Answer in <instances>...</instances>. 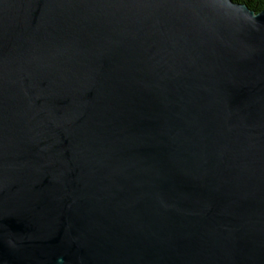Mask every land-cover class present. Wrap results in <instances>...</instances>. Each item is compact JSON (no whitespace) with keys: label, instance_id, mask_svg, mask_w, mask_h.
<instances>
[{"label":"water","instance_id":"water-1","mask_svg":"<svg viewBox=\"0 0 264 264\" xmlns=\"http://www.w3.org/2000/svg\"><path fill=\"white\" fill-rule=\"evenodd\" d=\"M0 264H264V11L0 0Z\"/></svg>","mask_w":264,"mask_h":264},{"label":"trees","instance_id":"trees-1","mask_svg":"<svg viewBox=\"0 0 264 264\" xmlns=\"http://www.w3.org/2000/svg\"><path fill=\"white\" fill-rule=\"evenodd\" d=\"M235 3L245 5L249 10L259 13L264 11V0H233Z\"/></svg>","mask_w":264,"mask_h":264}]
</instances>
